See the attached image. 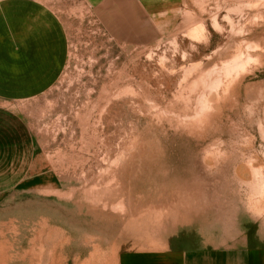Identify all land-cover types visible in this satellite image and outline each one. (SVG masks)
Returning <instances> with one entry per match:
<instances>
[{
	"label": "rangeland",
	"instance_id": "374dc122",
	"mask_svg": "<svg viewBox=\"0 0 264 264\" xmlns=\"http://www.w3.org/2000/svg\"><path fill=\"white\" fill-rule=\"evenodd\" d=\"M34 1L68 58L16 107L36 155L0 194V264L264 248V0Z\"/></svg>",
	"mask_w": 264,
	"mask_h": 264
},
{
	"label": "crops",
	"instance_id": "0c3cea01",
	"mask_svg": "<svg viewBox=\"0 0 264 264\" xmlns=\"http://www.w3.org/2000/svg\"><path fill=\"white\" fill-rule=\"evenodd\" d=\"M109 2L124 5L116 7V14L129 13L135 4L146 16L157 15L156 7L163 4L162 0ZM59 20L40 2L0 0V194L17 187L33 170L34 139L16 107L48 91L65 68L68 41ZM119 263L264 264V248L166 246L124 254Z\"/></svg>",
	"mask_w": 264,
	"mask_h": 264
}]
</instances>
